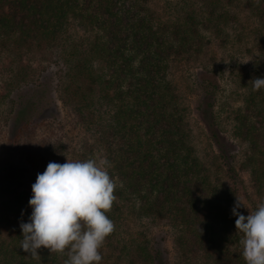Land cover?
Returning a JSON list of instances; mask_svg holds the SVG:
<instances>
[{"label":"trees","instance_id":"1","mask_svg":"<svg viewBox=\"0 0 264 264\" xmlns=\"http://www.w3.org/2000/svg\"><path fill=\"white\" fill-rule=\"evenodd\" d=\"M152 1L0 0L2 96L10 97L16 114L0 172L13 162L12 150L19 149L28 162L65 156L69 143L64 135L35 138L37 127L63 123L57 97L73 107L78 124L95 126L86 148L91 158L110 162L116 182V199L106 213L114 230L105 239L109 246L103 243L100 249L102 262L112 264L111 248L119 247L111 245L118 219L140 213L169 220L179 264H245L242 248L229 249L238 237L228 233L237 218L231 213L233 197L224 198L196 153L172 73L178 62L196 60L211 44L210 35L224 45L233 37L241 39L243 30L238 33L235 27L242 15L256 25L255 42L262 53L264 0H186L170 16L161 15ZM254 65L251 80L264 76V59ZM53 66L61 74L55 91L45 74ZM234 120L235 135L248 144L244 165L264 202V89L246 85ZM31 196L29 191L0 200V264H64L67 250L51 253L42 247L33 258L20 248V222L31 214ZM149 246L136 241L128 264H142L141 255L156 264L162 252Z\"/></svg>","mask_w":264,"mask_h":264},{"label":"rangeland","instance_id":"2","mask_svg":"<svg viewBox=\"0 0 264 264\" xmlns=\"http://www.w3.org/2000/svg\"><path fill=\"white\" fill-rule=\"evenodd\" d=\"M185 2L186 0H153L152 4L161 15L170 16L171 13L182 9ZM255 27L254 22L248 21L245 15H242L235 27L238 33L243 30L241 39L233 37L224 45L220 43L219 38L214 37V34L210 35L212 36L211 44L203 49L202 54L196 60L178 62L174 65L172 73L174 92L186 108L184 120L191 130L192 143L199 158L210 169L212 181L218 184L224 198L230 193L234 201L239 197L252 210H255L257 204L263 202V197L254 185L255 180H253L251 169L244 165L248 144L235 135L234 114L244 104L246 85L253 78L254 62L258 58L264 59L261 55L264 51L261 53L255 42ZM227 30L231 31L232 28ZM48 64L43 62L41 65L47 67ZM35 67L38 68L39 65ZM58 68L53 66L45 71L53 86L61 75ZM4 78V73L0 69L1 160L7 156L8 151L2 150L5 149V145H9L10 122L14 121L16 115L11 111L10 97L2 96L5 92ZM54 95L57 94L54 92ZM56 104L63 110V123L37 127L35 138L49 136L56 138L64 135V140L69 143L65 156L63 154V158L58 161L28 162L20 157L19 149L12 150L14 156L11 159L15 157L13 162L0 172L1 201L17 193L23 195L29 191L32 192L31 186L36 181L37 174L46 170L49 162L65 163L67 158L82 160L83 154H87V159L92 157L85 142L93 141L95 126L91 125L92 129H90L78 124L77 116L72 111L73 107H66L57 97ZM10 111L11 114H7ZM8 115L9 125L6 124ZM227 209H230V206ZM240 211L245 215L249 214L247 208H242ZM118 221L120 225L115 237L111 240V245L116 244L119 247L111 248L112 258L109 261L112 264H128L127 256L137 251L136 241H147L149 248L159 249L162 252V258L156 261V264H179L181 256L176 249V231L171 227L169 220H158L149 215L129 213L127 217ZM228 233H233L235 238L238 236L236 242L229 247L235 253L242 248L239 243L242 233L237 232L233 225H230ZM104 243L106 247L109 246L108 241ZM121 246L126 248L120 253ZM140 257L142 264H151L145 259L146 255ZM104 262L101 261V264H111Z\"/></svg>","mask_w":264,"mask_h":264},{"label":"clouds","instance_id":"3","mask_svg":"<svg viewBox=\"0 0 264 264\" xmlns=\"http://www.w3.org/2000/svg\"><path fill=\"white\" fill-rule=\"evenodd\" d=\"M251 82L253 91L264 89V76ZM110 167L107 159L96 158L49 162L31 186L32 211L27 222H20V248L33 258L43 247L51 253L67 250L64 264H101L100 249L114 230L106 214L116 199ZM231 213L242 233L239 243L245 264H264V202L252 210L237 197Z\"/></svg>","mask_w":264,"mask_h":264}]
</instances>
